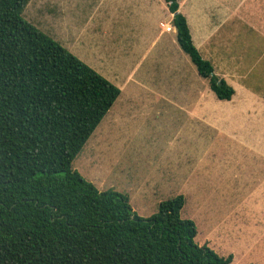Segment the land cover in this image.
I'll list each match as a JSON object with an SVG mask.
<instances>
[{"label": "rangeland", "instance_id": "rangeland-1", "mask_svg": "<svg viewBox=\"0 0 264 264\" xmlns=\"http://www.w3.org/2000/svg\"><path fill=\"white\" fill-rule=\"evenodd\" d=\"M22 16L124 85L72 168L126 194L143 217L183 194L181 216L194 220L198 244L233 254L231 264H264V114L230 108L207 79L206 109L195 92L180 96L182 77L200 75L176 30L161 25H173L166 1L29 0ZM169 61H186L188 72ZM165 77L175 97L157 99L150 89L163 90Z\"/></svg>", "mask_w": 264, "mask_h": 264}, {"label": "trees", "instance_id": "trees-1", "mask_svg": "<svg viewBox=\"0 0 264 264\" xmlns=\"http://www.w3.org/2000/svg\"><path fill=\"white\" fill-rule=\"evenodd\" d=\"M0 0V264H231L195 241L183 194L150 217L72 168L121 88ZM177 41L220 100L234 88L195 45L178 0Z\"/></svg>", "mask_w": 264, "mask_h": 264}, {"label": "crops", "instance_id": "crops-1", "mask_svg": "<svg viewBox=\"0 0 264 264\" xmlns=\"http://www.w3.org/2000/svg\"><path fill=\"white\" fill-rule=\"evenodd\" d=\"M184 3L179 2V11L187 18L195 45L213 63L215 73L235 90L231 100L223 101L232 105L230 108L243 109L247 115L264 114V0H183ZM163 23L162 26L167 24ZM183 63L169 61L166 65L172 64L178 71L182 67L186 74L187 62ZM188 77H182L180 96L195 92L200 108L206 109V78ZM119 86L122 93L124 85ZM174 89V81L165 77L163 90L150 91L157 99H171L175 97Z\"/></svg>", "mask_w": 264, "mask_h": 264}, {"label": "built area", "instance_id": "built-area-1", "mask_svg": "<svg viewBox=\"0 0 264 264\" xmlns=\"http://www.w3.org/2000/svg\"><path fill=\"white\" fill-rule=\"evenodd\" d=\"M163 24H164V23H163ZM164 26H165V30H166V31H171L172 28H173V26L170 25V24H164Z\"/></svg>", "mask_w": 264, "mask_h": 264}]
</instances>
